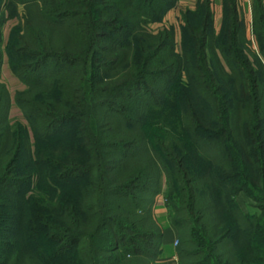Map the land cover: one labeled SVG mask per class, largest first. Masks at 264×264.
<instances>
[{
    "label": "trees",
    "instance_id": "obj_1",
    "mask_svg": "<svg viewBox=\"0 0 264 264\" xmlns=\"http://www.w3.org/2000/svg\"><path fill=\"white\" fill-rule=\"evenodd\" d=\"M224 2L219 32L209 0L181 13L179 53L177 27L148 29L178 0H0V264H156L164 176L179 193V264H264V5L253 1V50L236 0ZM6 54L25 85L15 128ZM174 127L182 142L164 143Z\"/></svg>",
    "mask_w": 264,
    "mask_h": 264
},
{
    "label": "rangeland",
    "instance_id": "obj_2",
    "mask_svg": "<svg viewBox=\"0 0 264 264\" xmlns=\"http://www.w3.org/2000/svg\"><path fill=\"white\" fill-rule=\"evenodd\" d=\"M19 12L21 14V16H23L25 14V7L24 5H20L19 6ZM167 16V15H166ZM164 18V20L161 22V23H150L149 24V31L151 32H157L158 30H162L164 28H170L171 26H175L177 27L176 28V33H177V38H176V46H177V51L179 53H182V46H181V37H180V23L178 21V19L174 22V24L172 23H169L168 19ZM15 22H9L5 28H4V35H5V42L3 44V46L6 45V41H7V37H8V34H9V31L12 27V25L14 24ZM138 36H140V34L138 33ZM252 45L254 43V39L252 40ZM6 47V46H5ZM253 50H257V48L255 47H252ZM134 50V48H133ZM192 51L189 49V52ZM192 58H195L194 55H191ZM260 56H262L260 54ZM181 57V56H180ZM263 58V57H262ZM264 60V59H263ZM183 61V60H182ZM187 62V60H186ZM185 61H183V64L186 65ZM194 63V62H192ZM2 70H1V81L2 83H4L6 85V87L8 88L9 90V93L11 95V98L13 100L12 102V107H11V111H10V124L12 125L13 128L16 127L17 123L19 121H25L23 115H22V112L20 111V109L16 106L14 100H15V97L16 95L18 94V92L22 91V90H25V85L13 74V72H11L10 70V67H9V59H8V55L6 54V56L3 58V63H2ZM91 67V66H90ZM90 67H89V70H90ZM119 67V66H118ZM102 69V68H101ZM119 68H117L118 70ZM117 70H114L111 75H113V77H111L108 81L109 83H116L119 81V76H116V73H118ZM117 71V72H116ZM100 73H107L105 72V69H102V70H99ZM90 74H92V70H90ZM89 74L88 77V80L85 81V90L90 92L91 91V85L89 84L88 81H90L91 79V75ZM76 82L80 83L81 81L77 78L76 79ZM189 85V82H188V79L185 75L181 74L178 76V78L176 79V83L175 85V88L176 89H173V90H170L169 94H168V97H167V100H169L168 102H170L169 105H167V108L164 109L165 111H163L164 115L167 116L166 118V122L168 124H171L173 122V120L175 119L176 123H177V116H178V111L176 110V106L175 104H177L181 98V90H182V87H188ZM169 114V115H168ZM152 117V120L153 119H156L154 124H152L150 126V133L153 135V136H156V135H159L158 134V131H157V126H158V123H159V117H160V111L156 112V113H153L151 115ZM162 126H160L162 129H166L167 128V124H161ZM66 126H63V128H60V137L58 138H62L63 135H66L68 132H70V130H66L65 129ZM176 127L170 129L171 132H167L168 135L165 139V142L166 144H169L171 142H182L181 141V132L179 129H176ZM161 137H164L162 134H161ZM61 142V143H60ZM56 141L55 143H58V145H54V144H51L49 147L50 148H56V147H59L60 144H62V141ZM60 143V144H59ZM176 186H173L171 183L169 184V182L167 181L166 177H162L161 178V184H160V191H161V195L159 196H162V200L164 201L165 205L168 206V211H170V218L171 216L174 215L173 212L174 211V207H173V203H177L179 201L178 199V196H179V193L178 191L175 189ZM62 198H67L69 196H71L72 194H74V191L71 190V192L67 191V189L65 190V187L62 188ZM235 200L236 202L238 203V205L241 207V209L248 215H260L261 214V210L260 208L258 207L257 203L251 198L249 197L246 193L244 192H241L239 194H237L235 196ZM175 216V215H174Z\"/></svg>",
    "mask_w": 264,
    "mask_h": 264
},
{
    "label": "crops",
    "instance_id": "obj_3",
    "mask_svg": "<svg viewBox=\"0 0 264 264\" xmlns=\"http://www.w3.org/2000/svg\"><path fill=\"white\" fill-rule=\"evenodd\" d=\"M204 0H178L176 7L170 11L166 18L169 23L174 24L178 19L181 23V13L185 10H195L199 2ZM211 2V7L214 13V24L215 29L219 32L221 24L223 22V17L225 13V0H209ZM253 1L254 0H236L237 11L239 12V18L245 25L246 36L248 40H253L252 33V21H253ZM264 5V0H261ZM174 26V25H173ZM253 46L258 47L256 43ZM168 210L165 206L162 196L159 197L158 203L155 207V214L160 225L163 227V240H162V253L156 264H179L177 257V245L178 232L175 227L171 224L168 216Z\"/></svg>",
    "mask_w": 264,
    "mask_h": 264
},
{
    "label": "built area",
    "instance_id": "obj_4",
    "mask_svg": "<svg viewBox=\"0 0 264 264\" xmlns=\"http://www.w3.org/2000/svg\"><path fill=\"white\" fill-rule=\"evenodd\" d=\"M176 245H178V240H177V242H176Z\"/></svg>",
    "mask_w": 264,
    "mask_h": 264
}]
</instances>
